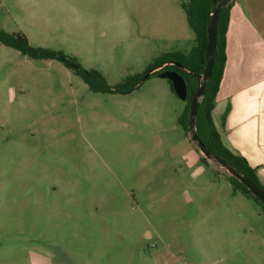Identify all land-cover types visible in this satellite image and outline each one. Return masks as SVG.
I'll list each match as a JSON object with an SVG mask.
<instances>
[{
	"label": "rangeland",
	"instance_id": "374dc122",
	"mask_svg": "<svg viewBox=\"0 0 264 264\" xmlns=\"http://www.w3.org/2000/svg\"><path fill=\"white\" fill-rule=\"evenodd\" d=\"M187 1L0 0V29L116 85L191 50ZM143 80L94 92L0 42V264H264L263 207L202 162L169 80Z\"/></svg>",
	"mask_w": 264,
	"mask_h": 264
},
{
	"label": "trees",
	"instance_id": "16d2710c",
	"mask_svg": "<svg viewBox=\"0 0 264 264\" xmlns=\"http://www.w3.org/2000/svg\"><path fill=\"white\" fill-rule=\"evenodd\" d=\"M218 1L219 0H189L183 2L182 7L186 12L188 23L196 35L195 44L188 53L173 52L156 59L150 64L146 71L148 72L170 61L182 63L188 70L194 71V74H191L172 64L154 72L159 74L165 69H175L185 78L189 95L186 108L179 117V123L187 131L190 129V101L200 84V80L197 76L203 73L208 59L206 50L208 43V24L210 16L214 12ZM233 2L234 0H226L220 11L217 48L214 52L215 63L212 76L208 80L199 102L196 128L199 137L212 152L224 158L244 176L251 179L264 190V185L259 179L257 169L252 167L244 156L234 153L225 145L213 119L216 97L220 90L227 61V32L230 21V10ZM0 42L34 59H60L64 61L68 67L81 75L89 89L94 92L114 94L130 93L135 90L145 78L144 74L128 75L122 82L111 85L99 69H84L75 57L69 56L62 51L32 46L24 33H8L0 29ZM169 82L173 89L172 82L170 80ZM207 161L208 158L202 156V162L207 164ZM228 180L233 186L234 192H242L252 196L264 209V203L261 202L244 183L230 174H228Z\"/></svg>",
	"mask_w": 264,
	"mask_h": 264
},
{
	"label": "crops",
	"instance_id": "0c3cea01",
	"mask_svg": "<svg viewBox=\"0 0 264 264\" xmlns=\"http://www.w3.org/2000/svg\"><path fill=\"white\" fill-rule=\"evenodd\" d=\"M226 51L213 119L225 145L257 169L264 185V0H234ZM146 238H154L151 231ZM160 252L155 256H164L165 264L185 262L183 257L176 258L177 248L168 254Z\"/></svg>",
	"mask_w": 264,
	"mask_h": 264
},
{
	"label": "water",
	"instance_id": "95a60500",
	"mask_svg": "<svg viewBox=\"0 0 264 264\" xmlns=\"http://www.w3.org/2000/svg\"><path fill=\"white\" fill-rule=\"evenodd\" d=\"M226 0H219L216 4V8L214 12L210 16L209 24H208V43H207V53L208 59L206 62L205 69L201 75H198L197 78L200 80L199 87L196 89L194 95L190 101V114H189V121H190V136L194 143L198 146L200 152L208 159L217 161L222 167H224L232 176L236 177L242 183H244L247 188L257 196L261 202L264 203V190L253 182L248 177L244 176L239 170H237L234 166L228 163L224 158L212 152L203 140L199 137L196 128V119L199 110V102L204 93L206 88V84L210 77L212 76L213 67L215 63L214 52L217 48V38H218V23H219V15ZM176 65L182 70L194 74V71L188 70L182 63L170 61L166 64L157 67L155 69H151L148 71L145 78L149 77L153 72L164 68L167 65ZM159 76L162 78H166L170 80L173 84V89L177 96L186 101L188 99V85L183 77V75L175 69H165L159 73Z\"/></svg>",
	"mask_w": 264,
	"mask_h": 264
},
{
	"label": "flooded vegetation",
	"instance_id": "af4514ba",
	"mask_svg": "<svg viewBox=\"0 0 264 264\" xmlns=\"http://www.w3.org/2000/svg\"><path fill=\"white\" fill-rule=\"evenodd\" d=\"M187 101V100H186Z\"/></svg>",
	"mask_w": 264,
	"mask_h": 264
}]
</instances>
